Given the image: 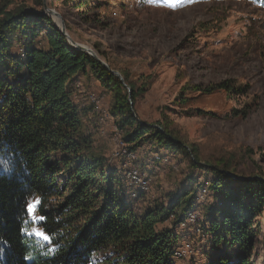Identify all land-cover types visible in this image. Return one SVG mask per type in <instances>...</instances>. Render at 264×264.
Listing matches in <instances>:
<instances>
[{
	"label": "rangeland",
	"instance_id": "374dc122",
	"mask_svg": "<svg viewBox=\"0 0 264 264\" xmlns=\"http://www.w3.org/2000/svg\"><path fill=\"white\" fill-rule=\"evenodd\" d=\"M42 1L38 6L40 0H0V9L42 12L46 3L58 11L74 41L135 85L138 117L166 125L187 146L184 153L155 138L128 144L112 106L128 91L131 96V89L105 86L93 75L74 84L73 100L92 153L121 182L122 197L135 211L167 205L180 189L195 190L187 219L195 218L185 224L171 219L160 227L181 237L175 251L190 245L187 255H176V264H210L216 253L204 228L209 208L219 201L211 181L221 171L233 180L264 179V0H88L82 8L72 0ZM92 93L103 98L107 115L93 109ZM124 147L130 156L117 154ZM135 169L141 184L128 177ZM33 227L38 223L28 233ZM254 227L249 262L264 264V207ZM218 253L227 255L222 248Z\"/></svg>",
	"mask_w": 264,
	"mask_h": 264
},
{
	"label": "trees",
	"instance_id": "16d2710c",
	"mask_svg": "<svg viewBox=\"0 0 264 264\" xmlns=\"http://www.w3.org/2000/svg\"><path fill=\"white\" fill-rule=\"evenodd\" d=\"M72 2L82 8L88 0ZM121 72L124 81L75 49L41 11L0 9V264H176L181 237L160 225L171 219L183 223L195 190L180 189L167 205L135 211L122 197L121 182L92 153L73 100L72 88L83 75L105 86L129 87L131 96L128 91L112 106L125 142L135 147L155 138L160 146L187 153L166 125L138 117L137 89ZM225 172L209 186L219 198L204 228L216 253L210 264H251L248 251L264 207V179L233 180ZM32 197L41 200L39 214L46 220L38 226L51 243L28 235ZM221 248L236 253L219 256Z\"/></svg>",
	"mask_w": 264,
	"mask_h": 264
},
{
	"label": "built area",
	"instance_id": "2783aa9c",
	"mask_svg": "<svg viewBox=\"0 0 264 264\" xmlns=\"http://www.w3.org/2000/svg\"><path fill=\"white\" fill-rule=\"evenodd\" d=\"M89 99L91 101V104L93 106V109L96 110V112H104L105 115H107V110L104 109L102 106H103V98L98 95L97 93H92L89 95ZM126 154L128 156L131 155V151L129 152V150L127 148H123L121 149V151H118L117 154ZM130 179H131V182L133 183H138V184H141L143 181H142V175L139 174L138 170H132L130 173H129V176H128ZM192 219H187L186 222H190L193 220L194 215L191 216ZM185 221L182 223V224H185L186 223ZM180 250L179 251H176L175 254L179 255L180 257H184V255H187L188 252L191 251L190 249V245H186L185 247L183 248H179ZM177 256V257H179Z\"/></svg>",
	"mask_w": 264,
	"mask_h": 264
},
{
	"label": "water",
	"instance_id": "95a60500",
	"mask_svg": "<svg viewBox=\"0 0 264 264\" xmlns=\"http://www.w3.org/2000/svg\"><path fill=\"white\" fill-rule=\"evenodd\" d=\"M41 13L48 14L50 16L52 14H54L55 16H58L59 18H61V25L60 26L59 25L57 26L56 23H55V25L67 37L69 43L75 49H79V50L85 51L86 53L90 54L94 58L98 59L111 73L117 75L120 78L121 81H124V77H123V75H122V73L120 71H118L117 69L110 68L109 65L104 60H102L99 57L98 53L94 52L90 47H87V46H85V45H83V44H81V43H79L77 41H74L73 38L68 35V33L66 31V25H65L64 19L62 18L61 14L58 11L48 8L47 4L45 3L44 4V10Z\"/></svg>",
	"mask_w": 264,
	"mask_h": 264
},
{
	"label": "snow or ice",
	"instance_id": "6c2138e0",
	"mask_svg": "<svg viewBox=\"0 0 264 264\" xmlns=\"http://www.w3.org/2000/svg\"><path fill=\"white\" fill-rule=\"evenodd\" d=\"M41 207V200L39 197H36L31 203L27 206V211L29 213L30 219L33 224H37L40 221L46 220V217L43 215H38V211ZM27 223V221H25ZM29 236H34L37 239V242H49L51 243V237L46 234V232L39 227H33L31 232L28 233Z\"/></svg>",
	"mask_w": 264,
	"mask_h": 264
},
{
	"label": "bare ground",
	"instance_id": "6f19581e",
	"mask_svg": "<svg viewBox=\"0 0 264 264\" xmlns=\"http://www.w3.org/2000/svg\"><path fill=\"white\" fill-rule=\"evenodd\" d=\"M51 18H53V20L55 21V23H56V25L58 26H60L61 25V18H59L58 16H55L54 14H52L51 15ZM60 23V24H59ZM84 45V44H83ZM85 46H87V45H85ZM88 47V46H87Z\"/></svg>",
	"mask_w": 264,
	"mask_h": 264
}]
</instances>
